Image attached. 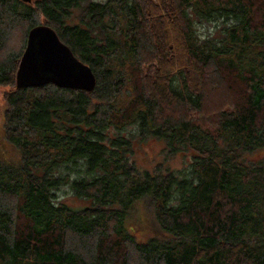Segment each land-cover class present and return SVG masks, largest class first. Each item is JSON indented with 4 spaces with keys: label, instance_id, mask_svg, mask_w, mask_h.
<instances>
[{
    "label": "trees",
    "instance_id": "1",
    "mask_svg": "<svg viewBox=\"0 0 264 264\" xmlns=\"http://www.w3.org/2000/svg\"><path fill=\"white\" fill-rule=\"evenodd\" d=\"M38 25L90 67L92 92L15 88ZM0 86L18 155L0 160V264H264V156L250 159L264 154V0H0ZM222 88L232 101L208 120ZM147 139L190 159L140 170L132 144ZM140 201L145 241L128 227Z\"/></svg>",
    "mask_w": 264,
    "mask_h": 264
},
{
    "label": "water",
    "instance_id": "2",
    "mask_svg": "<svg viewBox=\"0 0 264 264\" xmlns=\"http://www.w3.org/2000/svg\"><path fill=\"white\" fill-rule=\"evenodd\" d=\"M30 3L32 0H22ZM52 84L60 89L90 93L96 77L69 47L46 25L31 28L15 74V88L29 89Z\"/></svg>",
    "mask_w": 264,
    "mask_h": 264
},
{
    "label": "rangeland",
    "instance_id": "3",
    "mask_svg": "<svg viewBox=\"0 0 264 264\" xmlns=\"http://www.w3.org/2000/svg\"><path fill=\"white\" fill-rule=\"evenodd\" d=\"M104 2L105 0H85ZM155 3H159L160 0H153ZM83 3V2H82ZM80 13L79 9L75 11V14ZM199 32L201 35L206 37L209 36L208 33L211 32V28L206 29V26L199 27ZM18 38L15 43L19 45V37H21V32L16 34ZM16 45V46H17ZM9 90L6 86H0V157L1 162L7 164H16L18 155L16 150L5 140L3 136V112H4V100L3 95ZM231 93H227L226 89L215 90L211 92L210 97L207 98L205 110L210 115L208 120L215 121L216 112L220 108L221 104L231 102ZM135 129L127 128L125 133L134 132ZM164 145L153 139H147L145 141H134L132 144V155L131 160H133L140 170H147L152 173L158 164L169 165L170 167L179 168L183 163L189 161V154L183 157V154H178L174 157L166 156L162 150ZM264 156L262 152H257L250 156V159L255 161L261 159ZM7 159V160H6ZM6 160V161H5ZM164 171V170H163ZM58 198L68 205L75 207L79 205L72 195L69 193L67 188H63L57 193ZM151 209L143 201L135 204L130 216L128 217V227L132 229L136 239L139 241H145L151 234Z\"/></svg>",
    "mask_w": 264,
    "mask_h": 264
}]
</instances>
